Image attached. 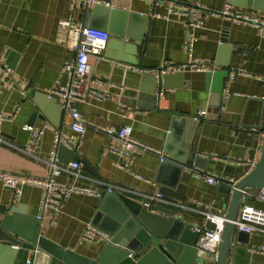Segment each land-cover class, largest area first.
Returning <instances> with one entry per match:
<instances>
[{"label":"crops","instance_id":"crops-1","mask_svg":"<svg viewBox=\"0 0 264 264\" xmlns=\"http://www.w3.org/2000/svg\"><path fill=\"white\" fill-rule=\"evenodd\" d=\"M162 1L163 5L156 7L151 0H118L114 9L119 12L107 16L115 29L122 30L127 23L131 41L110 35L102 54L90 57L93 75L105 82L107 98H89L76 108L87 120L102 126L129 124L135 139L173 155H179L177 146L183 141L184 117L200 115L205 110L206 120L196 129L193 147L207 157L204 169L240 181L260 160L264 146V25L221 15L228 0ZM243 1L232 3L233 11L264 16V0H256L258 7L242 5ZM176 4L202 8L203 21L195 29L198 39L193 56L212 60L211 72L216 75L187 69L166 78L164 75L159 81L147 72L164 63L182 64L188 60V30L184 25L187 18L163 16L170 5ZM91 12L70 0H0V61L13 69L6 82L1 83L0 79V113L15 112L11 119L0 122V169L45 175L54 132L60 131L73 142L72 146L60 149L61 161H79L81 167L79 177L63 173L57 177L59 181L105 191L113 186L118 194L142 204L156 192L165 193L163 200L154 205L173 208L178 204L175 213L196 225L203 221V209L210 207L227 214L231 199L220 191V185L197 177L189 172L190 168L186 167L173 188V168L162 167L158 156L139 153L132 158L129 168H120L116 163L126 159L107 148V135L89 129L81 138L71 128V113L61 108L60 97L51 92L58 79L60 83L66 82L60 71L75 55L71 29L62 27L60 22L88 24ZM105 14L101 11L96 19L104 22ZM141 37L140 45L132 40ZM123 46L125 52L120 51ZM127 68L142 74L126 71ZM240 68L246 73L231 78V72ZM159 88L164 91L163 97L158 96ZM34 113L37 115L31 124ZM27 124L53 127L42 136L37 157L20 150L30 138L29 131L24 129ZM76 153L80 160H73ZM83 161L100 176L85 169ZM41 194L40 188L26 185L17 198L0 181V219L11 215L12 209L22 210L17 213V221L25 230H31L40 214ZM103 198L102 194L72 195L58 209H48L39 226L40 235L96 259L107 236L94 243L83 242L82 237ZM246 201L264 208V203L249 198L241 200L239 211ZM241 246L251 252L256 264H264V227L254 230L249 244ZM0 264H5V258Z\"/></svg>","mask_w":264,"mask_h":264},{"label":"built area","instance_id":"built-area-1","mask_svg":"<svg viewBox=\"0 0 264 264\" xmlns=\"http://www.w3.org/2000/svg\"><path fill=\"white\" fill-rule=\"evenodd\" d=\"M75 5L83 6L88 12H91L95 6H106L116 8L118 0H70ZM156 7L162 6V0H151ZM202 9V8H201ZM201 9L197 6L187 4H176L168 7V13L163 15L169 17L170 15H181L187 18L184 25L187 27L188 33L186 38L185 50L188 54V60L182 64L164 63L159 68L151 69L147 72H152L156 79L162 81L163 76L167 74H174L183 70H191L197 72L213 71L211 65L213 63L210 59L196 58L193 56V50L197 41L195 29L201 27L202 16ZM221 15L234 18L236 21L251 22L264 25V16L259 13H242L241 11H233L232 3L228 0L224 8L220 11ZM161 16V14H157ZM60 25L64 28L71 29L70 41L72 49L75 52L74 57L66 61L61 68L60 76H66V82L60 83L58 79L57 85L52 89V93L56 94L61 99V108L64 111H69L72 115L73 122L71 128L79 134L81 138L85 136L89 129L104 133L109 137L107 148L124 157V163H116L117 167L129 168L131 160L139 153H150L158 156L160 161L167 158L164 150L152 147L142 141L135 139L132 136L133 127L129 124L122 126H102L93 123L83 117L76 105L80 102H85L89 98L106 99L107 92L104 89V80L101 77L93 75L90 57L100 56L106 48L110 33L108 30L90 26L85 22L73 23L71 20H62ZM13 69L6 63L0 61V79L1 83L6 82L11 75ZM244 74L246 71L242 68L235 69L231 72V78L238 74ZM3 84L0 85V89ZM158 96L163 97L164 91L159 88ZM205 110H201L200 114ZM15 112L0 113V122L9 120L14 116ZM24 129L29 131L30 138L26 143L25 148L20 149L24 153L37 157L36 152L39 148L42 136L47 130L53 129L50 124H43L42 126L24 125ZM73 142L62 132L55 131L52 149L49 152L46 160L47 172L43 176L24 174L10 170L0 169V181L2 184L10 189L14 197H20L24 186H34L41 189L40 200V214L38 218L43 220L44 213L48 209H58L64 200L72 195L97 196L101 193L99 189L87 186H81L73 182H64L57 180V177L63 173H67L72 177H79L78 169L81 167L79 161H69L63 163L60 157V148L63 146H72ZM240 160H238L239 162ZM194 175L204 178L210 184H226L232 188H236L238 181L234 179H226L217 174L211 173L206 169L192 167L189 169ZM106 192H116L113 186L106 188ZM243 198L249 197L257 202L264 203V186L257 188H245L242 190ZM163 200V194L156 192V194L148 196L143 203L148 208L154 206L155 203ZM179 207L178 204H175ZM203 206L202 203H199ZM182 207V206H181ZM185 208V207H183ZM203 221L195 225L194 229L200 234V245L209 253H217L220 247L221 237L224 232V225L227 221V214L223 212H215L208 209H203ZM235 229L252 233L257 230L259 226L264 227V208L245 202L236 220H234ZM106 233L101 229L89 224L82 241L94 243L99 239H104ZM81 241V242H82ZM20 248L19 245H14ZM264 250V248L262 249ZM37 250H32L27 258V264H33L34 254Z\"/></svg>","mask_w":264,"mask_h":264},{"label":"water","instance_id":"water-1","mask_svg":"<svg viewBox=\"0 0 264 264\" xmlns=\"http://www.w3.org/2000/svg\"><path fill=\"white\" fill-rule=\"evenodd\" d=\"M230 2L234 3L238 0H230ZM246 4L258 7L256 0H244L242 5ZM101 11L106 13L104 22L96 19ZM118 12V9L95 6L88 25L108 30L114 36L126 37L128 38L126 42L130 43L131 37L125 27L127 23L123 24L122 30L115 29L107 16ZM132 40L140 45L142 37ZM125 50L124 47L120 51L125 52ZM125 70L142 74L130 68ZM207 73L211 76L216 75L211 71ZM36 115L37 113H34L31 116L29 121L31 124ZM184 118L186 125L183 141L181 146H177L179 155L164 150L167 158L161 161L162 167L173 168V179L170 183L173 188L177 186L186 167L204 169L207 162V157L202 156L193 147L196 129L206 120V115L202 113ZM60 149H63V146ZM73 160H80V156L74 154ZM83 163L85 169L100 176L97 171L90 169L86 161ZM261 186H264V146L260 160L237 182L236 188L220 184V191L226 193L227 198L231 199V204L217 253H209L201 247L200 234L194 229L196 224L175 213V209L179 208L177 205L167 208L156 204L148 208L129 196L100 189L99 192L104 198L91 224L104 231L107 237L96 259L49 242L40 235L41 220L38 216L34 219L35 224L32 229L25 230L17 221L20 218L17 213L22 210L12 209L11 215H5L0 219V260L5 258V264H15L16 261L19 264H27L30 251L37 250L33 264H256V261L251 259V252L241 246V244H249L251 233L235 229L234 220L238 216L241 200L249 199V197L243 198L242 190ZM153 210L159 213H154ZM14 244L19 245L20 248L14 247Z\"/></svg>","mask_w":264,"mask_h":264}]
</instances>
